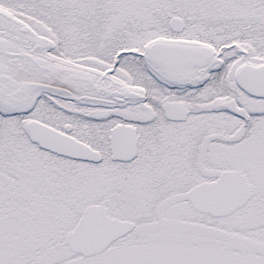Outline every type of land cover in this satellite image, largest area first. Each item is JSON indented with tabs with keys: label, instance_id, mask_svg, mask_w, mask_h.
Returning a JSON list of instances; mask_svg holds the SVG:
<instances>
[{
	"label": "snow or ice",
	"instance_id": "snow-or-ice-1",
	"mask_svg": "<svg viewBox=\"0 0 264 264\" xmlns=\"http://www.w3.org/2000/svg\"><path fill=\"white\" fill-rule=\"evenodd\" d=\"M0 264H264V0H0Z\"/></svg>",
	"mask_w": 264,
	"mask_h": 264
}]
</instances>
